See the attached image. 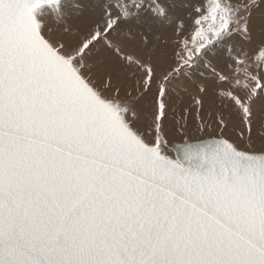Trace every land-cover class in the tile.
Segmentation results:
<instances>
[{
	"label": "snow or ice",
	"instance_id": "obj_1",
	"mask_svg": "<svg viewBox=\"0 0 264 264\" xmlns=\"http://www.w3.org/2000/svg\"><path fill=\"white\" fill-rule=\"evenodd\" d=\"M258 115L264 0H0V264H264Z\"/></svg>",
	"mask_w": 264,
	"mask_h": 264
},
{
	"label": "rangeland",
	"instance_id": "obj_2",
	"mask_svg": "<svg viewBox=\"0 0 264 264\" xmlns=\"http://www.w3.org/2000/svg\"><path fill=\"white\" fill-rule=\"evenodd\" d=\"M259 16H260V13L257 12L256 13L257 21L259 19ZM258 107H259V105H258ZM261 135H264V125H262L261 119H260V117L258 115V117H257V125H256V136L259 137Z\"/></svg>",
	"mask_w": 264,
	"mask_h": 264
}]
</instances>
